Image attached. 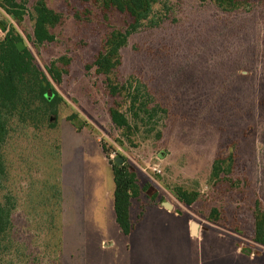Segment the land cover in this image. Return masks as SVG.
Segmentation results:
<instances>
[{
  "label": "rangeland",
  "instance_id": "1",
  "mask_svg": "<svg viewBox=\"0 0 264 264\" xmlns=\"http://www.w3.org/2000/svg\"><path fill=\"white\" fill-rule=\"evenodd\" d=\"M34 2L15 23L0 0V40L12 24L39 69L60 57L69 63L54 85L61 99L53 119L37 105L25 120H8L0 205L13 210L0 235V264H118L129 243L113 209L116 156L147 188L131 220L140 219L136 208L145 210L140 220H174L146 202L155 194L173 202L172 214L202 221L239 247L225 264H264V246L253 240L255 203L264 208V0L232 11L202 0L154 3L131 29L115 73L119 83L138 87L133 109L127 91L108 93L92 64L112 29H130V17L91 1L46 0L61 21L52 41L35 44ZM143 100L156 113L140 112L144 119L133 121L129 110L137 112ZM116 105L131 122L129 132L110 119ZM230 151L232 172L212 179L214 158ZM177 189L196 193L195 201L181 203Z\"/></svg>",
  "mask_w": 264,
  "mask_h": 264
},
{
  "label": "trees",
  "instance_id": "2",
  "mask_svg": "<svg viewBox=\"0 0 264 264\" xmlns=\"http://www.w3.org/2000/svg\"><path fill=\"white\" fill-rule=\"evenodd\" d=\"M28 0H1L3 10L15 22L21 21L25 13V5ZM91 1L104 12L116 10L127 14L130 19V29H112L106 36L100 51L93 60L95 71L104 76L105 86L112 97L122 93L130 96L133 109L135 101H138V87H132V83H119L115 73L121 64V49L126 46L131 29L147 19L152 11V6L158 0H84ZM210 1L218 8L225 11H232L241 8L250 0H202ZM34 25L33 41L35 44L52 41L54 36L52 29L61 21V14L51 9L46 0H35L34 2ZM5 29V28H4ZM21 36L16 33V29L9 25L6 34L0 40V149L8 135V120L16 117L25 120L26 116L34 109L47 117L53 119L57 114V107L61 97L55 90L54 85L62 81V76L67 72L66 66L69 59L60 57L53 60L46 68L45 72L38 68L33 60V55L25 46L18 48L17 43L21 41ZM60 63V65L58 64ZM133 88L130 93V89ZM137 112L129 110L133 121L143 120L141 114H146L152 118L156 113L154 105L143 100L139 103ZM135 111V110H134ZM142 112L141 114H139ZM51 114V116H49ZM109 116L118 128L125 131L131 130V122L127 116L116 106L109 108ZM143 117V116H141ZM136 127V122H134ZM125 159L120 165H112V175L114 182L113 209L115 221L120 231L129 234L132 223L129 219V207L133 199L140 196L147 188L138 184L137 175L130 167L125 165ZM234 162L233 152L226 156L218 155L214 158L211 166L210 176L212 179H227L232 172ZM5 175V167L0 150V190ZM230 179V178H229ZM144 188V189H143ZM154 201L156 195H148ZM176 197L178 201L185 205H191L196 199V193L186 192L177 189ZM13 207L9 203L0 205V235L4 236L11 226V211ZM216 208L211 209L209 221H216L218 218ZM253 240L264 246V208L260 202L255 203L253 210Z\"/></svg>",
  "mask_w": 264,
  "mask_h": 264
},
{
  "label": "crops",
  "instance_id": "3",
  "mask_svg": "<svg viewBox=\"0 0 264 264\" xmlns=\"http://www.w3.org/2000/svg\"><path fill=\"white\" fill-rule=\"evenodd\" d=\"M143 197L145 195L141 193L139 203L143 202ZM134 201L135 199L131 201L129 207L132 229L129 234H124L129 244L126 245V250L122 249L125 251L118 264H225L230 260L234 249L236 253L239 252L240 248L229 238H223L215 230L204 228L202 221L184 218L179 212L172 214V201L169 202L171 208H166L164 202L146 198V202L151 201L155 206V212L172 215L174 220H164L157 215H152L154 217L151 220H140L145 210L137 212V208L136 216L140 219L131 220ZM117 231L121 233L120 229ZM109 243L108 248L112 246V242Z\"/></svg>",
  "mask_w": 264,
  "mask_h": 264
},
{
  "label": "water",
  "instance_id": "4",
  "mask_svg": "<svg viewBox=\"0 0 264 264\" xmlns=\"http://www.w3.org/2000/svg\"><path fill=\"white\" fill-rule=\"evenodd\" d=\"M18 48L21 49L22 45L20 43L17 44ZM123 157L122 156H116L113 158V161L115 164L120 165L123 163ZM164 205L166 208H171V204L169 202H164Z\"/></svg>",
  "mask_w": 264,
  "mask_h": 264
},
{
  "label": "built area",
  "instance_id": "5",
  "mask_svg": "<svg viewBox=\"0 0 264 264\" xmlns=\"http://www.w3.org/2000/svg\"><path fill=\"white\" fill-rule=\"evenodd\" d=\"M155 169V168H154Z\"/></svg>",
  "mask_w": 264,
  "mask_h": 264
}]
</instances>
